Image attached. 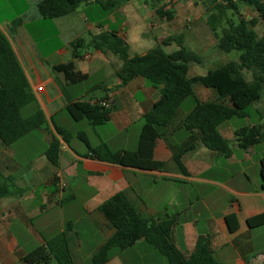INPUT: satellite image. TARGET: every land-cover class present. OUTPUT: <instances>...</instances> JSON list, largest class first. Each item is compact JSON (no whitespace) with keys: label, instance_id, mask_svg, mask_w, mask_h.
<instances>
[{"label":"crops","instance_id":"crops-1","mask_svg":"<svg viewBox=\"0 0 264 264\" xmlns=\"http://www.w3.org/2000/svg\"><path fill=\"white\" fill-rule=\"evenodd\" d=\"M40 1L0 0V31L9 41L36 99L28 113L39 108L47 122L45 128L11 147L0 140V172L13 178L16 189L22 192L0 199V264H26L24 255L66 231L73 263L91 261L116 232L99 208L118 193H125L145 219L159 223L174 217L172 240L186 255H191L197 241L205 238L221 264H264V226L247 225L249 219L264 214V141L250 149H241L235 143V133L241 128L260 125L264 129V91L262 99L249 110L247 125L238 128L239 123L230 120L220 126L221 135L232 145L230 158L207 149L197 131L187 133L183 129L195 104L187 111L181 106L173 123L157 140L154 158L164 163L161 171L86 158L87 148L78 139L80 133H85L92 147L104 142L113 151H136L143 117L158 100L159 90L142 78L122 87L117 79L123 67L119 57L89 49L82 52V59L75 60L71 44L77 39L88 42L91 36L110 31L128 43L133 29L142 22L146 28L141 35L150 46L128 43L131 58L146 54L148 48L172 36L187 35L195 46L203 47L214 38L206 17L200 14L204 7L183 5V0L146 1L137 6L136 0H129L112 14L104 15L99 6L90 3L69 16L44 20L36 11ZM161 7L168 11L175 8L172 20L156 14ZM240 12L247 22L259 19L254 7L243 5ZM186 14H192L187 26ZM133 16L139 20L130 19ZM260 26L264 27L261 21L254 30L257 32ZM183 45L192 52L196 50L187 41ZM166 47L168 54L178 49L174 43ZM71 61L77 71L88 75V80L67 87L63 74L54 68ZM92 80L96 82L89 87ZM195 92L201 101L217 99L214 91L200 85ZM102 100L111 110L103 126L93 127L85 120L75 122L66 110L69 103L94 104ZM56 126L70 133L69 143L57 135ZM55 137L60 141L57 166L45 155ZM191 144L195 148L182 158L188 173L184 174L178 170L174 155L179 147ZM57 176L66 184L63 191L55 184ZM228 216H235L239 223L233 233ZM162 257L141 240L128 250L115 252L106 264H166Z\"/></svg>","mask_w":264,"mask_h":264},{"label":"trees","instance_id":"trees-1","mask_svg":"<svg viewBox=\"0 0 264 264\" xmlns=\"http://www.w3.org/2000/svg\"><path fill=\"white\" fill-rule=\"evenodd\" d=\"M129 0H41L36 5L37 14L44 20H53L69 16L83 5L93 3L99 6L104 15L112 14ZM206 7V24L216 40V48L221 53L238 52V61H232L216 69L209 70L202 76H190L192 65H202L203 59L183 44V36L168 37L146 54L129 55V45L117 32H102L84 39L75 40L71 46L73 59H82V51L94 49L102 53H112L123 61V67L117 73L122 87L135 79L142 78L159 90V98L149 112L143 117L138 146L136 151H113L102 142L92 147L87 135L80 133L78 139L86 146L84 157L108 164L131 167L140 170L161 171L164 163L156 161L154 149L157 140L173 123L183 102L192 97L195 107L187 115L183 129L187 133L197 131L200 142L209 150L222 153L230 158L233 149L231 142L225 139L219 128L233 119H248L249 110L263 97L264 91V33L259 36L254 30L261 21L264 24V3L259 0H227L223 6L219 0H203ZM254 7L259 15L258 20L245 21L229 19L228 11L240 15L241 7ZM156 14L170 21L174 15L158 8ZM237 16V15H236ZM176 43L178 49L166 53L164 46ZM64 76L67 87L79 85L88 80V75L76 70L74 62L58 65L54 68ZM244 71L251 73L247 80ZM200 85L217 94L214 101H201L195 87ZM108 99V98H107ZM106 99V100H107ZM99 101L94 104L86 102L69 103L66 110L75 122L88 121L93 127L103 126L105 116L111 111ZM36 99L30 83L5 35L0 31V140L6 147H11L31 133L45 128L47 122L44 113L38 108L22 116V110L35 105ZM56 133L66 143L71 135L68 131L56 126ZM264 141V129L260 125H251L235 133V143L241 149H250ZM195 148L179 147L174 155L178 170L188 174L183 164V156ZM47 159L55 166L59 164L60 141L54 138L45 153ZM262 189L264 191V161L261 168ZM14 184V179L4 177L0 172V199L21 195ZM99 211L114 226L115 234L102 246L91 259V264H106L115 252H123L145 241L158 251L168 264H221L211 251L205 238L197 241L191 255L182 253L172 240L174 217H166L159 223L145 219L128 200L125 193H118L102 204ZM230 232L238 229L235 216H228ZM251 228L264 226V214L249 219ZM67 232V231H66ZM63 233L46 245L39 246L24 255L26 264H74L67 233Z\"/></svg>","mask_w":264,"mask_h":264},{"label":"rangeland","instance_id":"rangeland-1","mask_svg":"<svg viewBox=\"0 0 264 264\" xmlns=\"http://www.w3.org/2000/svg\"><path fill=\"white\" fill-rule=\"evenodd\" d=\"M146 1L155 2V0H136V1H134L135 2L134 4L137 6H140V5H144V3ZM169 1L170 0H163V1H160V3H164V2L166 3ZM259 1L264 3V0H259ZM182 2H183V5H187V4L192 3V4H194V6H197V5L201 4L204 7V9H203V11L200 12V14H202V13L204 14L203 18H205L207 16L206 7L204 6L203 0H192V2H191V0H183ZM219 2L223 6H226L228 4L227 0H219ZM192 9H194V8H192ZM174 11H175V8L173 10H171L170 12H172L173 15L175 16L176 12H174ZM191 15L190 14L185 15L186 16L185 17L186 18V20H185L186 26L190 23L189 21H187V18H191ZM236 15H233V13L231 11H228L229 19H232L234 21L238 20L239 16H241V17L243 16L241 14V12H240V15H238V14H236ZM198 16H199V14H198ZM256 30H257L258 34H262L264 27L260 26ZM85 37L88 38V35H86ZM183 40L187 41L188 44H190V46L191 45L195 46V44L192 42L191 38H189L187 35L183 36ZM214 40H215L214 38H210V40L208 39L207 43L203 47L195 46V49H196L195 53H197L198 55H200L202 57L203 64L202 65L194 64L191 66V68H190V76L191 77L205 75L207 73V71H209V70L216 69V68L220 67L221 65H225V64L232 62V61H238V58H239L238 52L235 51V52H231L228 54L221 53L216 48V40H215V43H214ZM174 45L177 46L176 43H174ZM151 47H153V46H151ZM168 48L169 47H166V46L163 47L164 50H167ZM150 50H151V48H148V50H146L144 53H147ZM90 51H91V53L93 52V50H90ZM82 52H86V50H83ZM133 53H135V52L133 51ZM243 73H244L247 80H251V73H249L247 71H244ZM89 82L90 83H88V86L90 87L92 83L96 82V80H92ZM194 104H195L194 98L190 97L183 102L182 109L184 111H187ZM29 108L30 107L23 108V110H22V116L23 117L29 116V113H28ZM232 122H238L240 125V126H238V128L244 127L245 125H247V120H245V119H233ZM83 129H86V128H83ZM81 144H83V143L81 142ZM83 146H85V145L83 144ZM163 260H165L166 264H168L167 260L165 258ZM86 264H91V261H88Z\"/></svg>","mask_w":264,"mask_h":264},{"label":"clouds","instance_id":"clouds-1","mask_svg":"<svg viewBox=\"0 0 264 264\" xmlns=\"http://www.w3.org/2000/svg\"><path fill=\"white\" fill-rule=\"evenodd\" d=\"M130 19L139 20L138 16H133ZM146 26L141 22L133 29V35L128 40L130 45L138 46V47H148L150 46V42L144 40L141 33L145 31Z\"/></svg>","mask_w":264,"mask_h":264},{"label":"built area","instance_id":"built-area-1","mask_svg":"<svg viewBox=\"0 0 264 264\" xmlns=\"http://www.w3.org/2000/svg\"><path fill=\"white\" fill-rule=\"evenodd\" d=\"M101 105H102L103 107H109V106H110L107 102H102ZM55 184H56L57 188H58L59 190H61V191H63V190L66 189V184H65V182L62 181V180L60 179L59 176H57V177L55 178Z\"/></svg>","mask_w":264,"mask_h":264}]
</instances>
